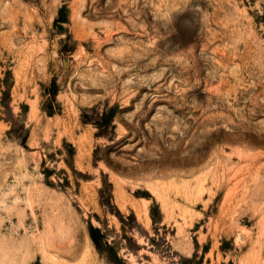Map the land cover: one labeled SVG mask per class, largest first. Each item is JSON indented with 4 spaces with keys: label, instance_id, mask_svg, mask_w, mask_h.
Listing matches in <instances>:
<instances>
[{
    "label": "rangeland",
    "instance_id": "rangeland-1",
    "mask_svg": "<svg viewBox=\"0 0 264 264\" xmlns=\"http://www.w3.org/2000/svg\"><path fill=\"white\" fill-rule=\"evenodd\" d=\"M0 264H264V0H0Z\"/></svg>",
    "mask_w": 264,
    "mask_h": 264
}]
</instances>
